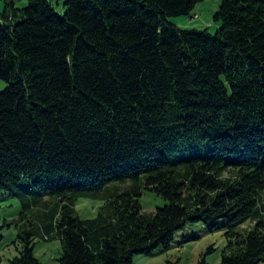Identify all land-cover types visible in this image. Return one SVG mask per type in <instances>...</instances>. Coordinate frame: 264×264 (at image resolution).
Returning <instances> with one entry per match:
<instances>
[{"label": "trees", "instance_id": "1", "mask_svg": "<svg viewBox=\"0 0 264 264\" xmlns=\"http://www.w3.org/2000/svg\"><path fill=\"white\" fill-rule=\"evenodd\" d=\"M54 1L0 0V192L38 221L9 264H42L37 237L60 264H133L198 223L220 264L264 263V0H222L214 34L171 21L206 0Z\"/></svg>", "mask_w": 264, "mask_h": 264}, {"label": "rangeland", "instance_id": "2", "mask_svg": "<svg viewBox=\"0 0 264 264\" xmlns=\"http://www.w3.org/2000/svg\"><path fill=\"white\" fill-rule=\"evenodd\" d=\"M53 2L58 13H64L63 3ZM222 0H206L200 3L189 17L172 18L171 21L182 29L209 30L216 33L222 23L215 20ZM17 6H26V0H17ZM4 10V4L0 3V13ZM7 84L0 80V93L4 92ZM47 198V197H46ZM141 203L146 214H152L158 208L164 207L167 202L155 194L145 191ZM103 204L101 200L82 199L77 203V215L81 219L95 217L98 209ZM22 206L18 198L7 192H0V258L1 264L9 262L19 255L21 244L19 234L25 230H31V224L37 225L38 221L21 222L20 216ZM254 224L247 223L243 231H247ZM35 255L42 264H60L62 256V245L59 238L54 237L47 241L43 238H36ZM229 241L223 231L210 232L203 224H193L186 231L180 232L173 241L169 250H157L150 255H138L133 264H199L202 257L207 254L208 264H220ZM214 249L209 252L210 249ZM209 252V254H208ZM264 264V263H261Z\"/></svg>", "mask_w": 264, "mask_h": 264}]
</instances>
